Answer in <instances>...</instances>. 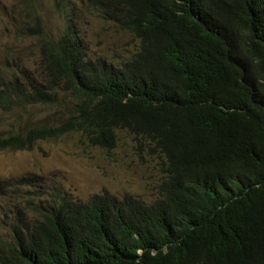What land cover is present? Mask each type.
<instances>
[{"label": "trees", "instance_id": "16d2710c", "mask_svg": "<svg viewBox=\"0 0 264 264\" xmlns=\"http://www.w3.org/2000/svg\"><path fill=\"white\" fill-rule=\"evenodd\" d=\"M88 9L132 36L136 52L94 60L76 16L57 40L37 17L24 31L41 40L42 75L0 78V115L63 113L0 135V151L76 134L110 153L126 133L141 160L157 163L158 198L81 203L50 189L34 200L24 189L36 178L1 180L0 196L21 204L0 264H264V0H88Z\"/></svg>", "mask_w": 264, "mask_h": 264}, {"label": "rangeland", "instance_id": "374dc122", "mask_svg": "<svg viewBox=\"0 0 264 264\" xmlns=\"http://www.w3.org/2000/svg\"><path fill=\"white\" fill-rule=\"evenodd\" d=\"M64 12L53 0H0V78L14 79L22 73L37 79L40 69L41 40L26 35L24 29L35 25L38 17L46 35L57 40L64 33L67 16H76L87 53L94 60L119 63L131 57L138 42L117 26L104 21L88 9V0H61ZM63 110L37 106L28 111L0 115V135L26 131L34 126L57 124ZM135 141L126 133L120 135L118 147L108 153L81 145L72 134L56 141L40 143L32 151H0V181L14 184L21 177L38 180V188L24 189V197L38 198V192L52 190L69 193L86 203L94 195L118 200L134 197L147 204L158 198L157 186L162 180L157 163L141 160L134 152ZM21 202L0 196V237L8 233Z\"/></svg>", "mask_w": 264, "mask_h": 264}]
</instances>
